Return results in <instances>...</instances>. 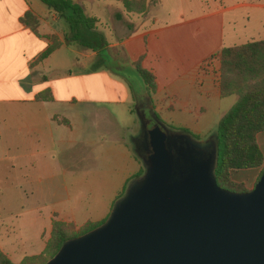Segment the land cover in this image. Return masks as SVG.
I'll use <instances>...</instances> for the list:
<instances>
[{
    "label": "crops",
    "instance_id": "1",
    "mask_svg": "<svg viewBox=\"0 0 264 264\" xmlns=\"http://www.w3.org/2000/svg\"><path fill=\"white\" fill-rule=\"evenodd\" d=\"M74 1L85 15L97 19L96 31L107 43L104 57L108 49L116 47L126 63L124 66L132 70L131 63L137 61L141 68L151 72L155 91L146 102L153 115L163 125L186 128L193 134L210 132L204 120L197 119L213 115L218 120L224 113L219 114L216 109L222 99L229 97L219 96L220 49L264 38V0H175V7L167 12L170 18L159 23L153 20L151 9L156 11L162 5L160 0H147L144 15L125 13L115 0ZM92 2L95 5L100 2L103 17L89 6ZM27 10L38 21V34L54 35L60 42L36 64L31 62L48 40L34 35L19 22ZM67 35L64 19L40 0H0V107L4 108L0 119L21 118L23 133H39V195L49 200L43 213L39 209V227L20 230L17 226L14 230L18 233L13 236L11 223H0V253L14 264L24 256L42 251L52 220L77 229L87 221L105 218L115 191L142 166L134 149L123 139L114 141L104 135L91 142L101 145L109 139L115 143L106 148L100 146L99 150L108 168L106 172L113 173L102 176L113 177L112 194L107 193L103 198L95 194L92 202L80 205L77 200H71L64 185L59 187L57 177L72 175V171L57 170L58 163L49 157L50 150L61 142L67 148L87 143L93 135L92 129L96 128L79 126L81 137L75 139L73 119L78 123L94 105L123 103L132 96L129 81L111 72L106 58L92 69V63L97 60L96 51L78 45ZM108 72L114 78H109ZM109 84L110 92H114L112 96H109ZM37 92H43V97L34 100ZM7 109L11 110L5 112ZM5 113L9 117L3 116ZM172 117L179 120L172 121ZM10 128L0 126V135H5L4 149L11 143V138L6 136L12 133ZM5 156L0 161L8 160L10 165L13 158ZM26 234L36 243L29 241Z\"/></svg>",
    "mask_w": 264,
    "mask_h": 264
},
{
    "label": "water",
    "instance_id": "2",
    "mask_svg": "<svg viewBox=\"0 0 264 264\" xmlns=\"http://www.w3.org/2000/svg\"><path fill=\"white\" fill-rule=\"evenodd\" d=\"M154 122L143 135L141 176L104 222L64 241L44 264H264V169L249 190L221 188L213 139Z\"/></svg>",
    "mask_w": 264,
    "mask_h": 264
},
{
    "label": "rangeland",
    "instance_id": "3",
    "mask_svg": "<svg viewBox=\"0 0 264 264\" xmlns=\"http://www.w3.org/2000/svg\"><path fill=\"white\" fill-rule=\"evenodd\" d=\"M93 2L89 6L93 7L98 12V15L102 14L101 16L103 17V7L100 2L98 5H95ZM174 2L175 0H160L162 5L157 6L156 11L151 9L154 12L153 20L155 23L165 22L170 18L167 12L175 7ZM106 60L111 72L115 69L117 71L114 72L119 74L117 77L126 78L129 81L132 96L129 95L127 102L123 103L110 102L94 105L91 110L86 112L88 115L78 123L76 119H73L72 129L76 131L74 135L75 139L81 137L78 130L79 126L82 127L81 125H84L88 129L96 127L92 129L93 135H90L91 140H88L87 143H76L71 148L70 146L67 148L65 143H56L50 150L51 153L49 155V157L58 163L57 170L65 169L72 171V175H59L57 177L58 183L59 187L64 185L71 200H77L80 205L92 202L95 194L103 198L105 194L108 193L110 195L114 190L112 188L113 183H111L113 177H102L113 173L110 171L106 172L108 168L104 166L99 150L101 149L100 146L106 148V145L113 146L115 143H111L109 139H106V144L101 143V145L99 142L94 143L91 141L96 138L100 139L101 136L105 135L114 139V141L123 139L127 146L133 149L131 140L140 130L138 115L145 120H151V114H153L146 106L147 97L145 92H142L138 76L133 70L127 68L128 66H124L126 63L121 52L116 47L108 49ZM111 72H108L109 78H114ZM112 95H114V92H110L109 84V96ZM233 101L234 96L222 99L216 108L218 113L225 112ZM9 110L11 109H7L5 112H9ZM0 112H4L3 107H0ZM4 115L9 117V113H5ZM171 120L177 121L179 119L172 117ZM197 120L198 122L204 120V124L208 125L207 130L210 132L195 134L192 135V138L202 140L207 137H213L217 117L212 115ZM0 122V126L6 127L9 125L11 126L10 129H12V133L6 135L8 139L9 137L11 138V143L5 149L3 148L2 141L5 135H0V157L6 155V159H8V156L13 158L10 163L11 167L8 160L0 161V223H11L13 227L12 235L15 236L18 233V230H14L17 226L20 230L39 227V209L43 213L45 211L44 205L49 200L39 195V133H23L22 126L24 125V120L21 118L3 117L0 119ZM37 122H39V119H37ZM18 127H20L18 131H15ZM165 127L170 131L178 130V127L171 125H165ZM160 134L159 139L156 140L155 148L159 145L162 133ZM255 139L264 157V130L257 133ZM153 162H156V157ZM142 173L143 171L138 176H141ZM257 174L258 168L236 170L230 173V178L234 181L242 182L246 188L250 189L255 182ZM138 176L129 177L121 193L120 189L115 191L114 197L116 199L112 201L111 206L125 192L128 183ZM60 191L63 190L60 189ZM26 236L29 241L36 243L31 238V235L26 234Z\"/></svg>",
    "mask_w": 264,
    "mask_h": 264
},
{
    "label": "trees",
    "instance_id": "4",
    "mask_svg": "<svg viewBox=\"0 0 264 264\" xmlns=\"http://www.w3.org/2000/svg\"><path fill=\"white\" fill-rule=\"evenodd\" d=\"M47 8L63 18L68 26V39L78 45L90 48L97 53V60L92 69L103 61L106 41L96 31L97 19L84 14L82 7L74 0H40ZM119 2L125 13L143 14L147 10V0H115ZM19 22L25 25L34 35L48 40L47 45L33 59L36 64L55 50L60 42L54 35L37 33L38 21L30 11L23 12ZM219 96H235L234 102L218 118L213 141L216 145V161L213 176L216 184L230 191L249 190L242 182L232 180L230 173L236 170L258 168L257 181L264 169V157L256 143V134L264 130V38L243 44L223 47L218 54ZM132 70L138 76L147 99L155 91L151 72L141 68L137 61L131 63ZM111 71V70H110ZM116 71L113 69L112 72ZM43 97L37 92L34 100ZM156 116V115H155ZM192 137L195 135L186 128H177ZM139 170L133 177L143 171ZM129 181V180H128ZM254 182V183H255ZM125 184L120 188L123 191ZM114 197L113 200H115ZM105 219V218H104ZM87 221L77 229L71 224L59 220L51 221L50 234L42 251L36 255L24 256L17 264H44L59 249L61 244L73 237L83 234L104 220ZM0 264H14L0 253Z\"/></svg>",
    "mask_w": 264,
    "mask_h": 264
},
{
    "label": "flooded vegetation",
    "instance_id": "5",
    "mask_svg": "<svg viewBox=\"0 0 264 264\" xmlns=\"http://www.w3.org/2000/svg\"><path fill=\"white\" fill-rule=\"evenodd\" d=\"M148 105V103L146 102V106ZM154 120H156V122H160L153 114H151V120H145L143 119V125L140 126V130L139 133L131 140L132 146L134 151L136 152V154L138 155V157L140 158V160L144 161L147 158L148 155V151L143 149V135L145 134V132L148 133V136L150 134V131L153 127H155V122ZM172 131V130H171ZM174 132H181L180 130L174 131ZM183 133V132H181ZM205 139H213L212 137H207ZM210 147H208L207 149H205L203 151V155L204 157L207 156V154L209 153ZM142 163V162H141Z\"/></svg>",
    "mask_w": 264,
    "mask_h": 264
}]
</instances>
